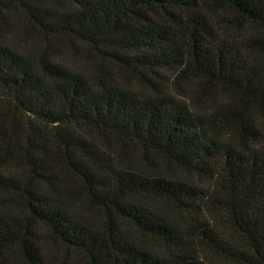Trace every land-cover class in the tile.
<instances>
[{"label":"trees","instance_id":"trees-1","mask_svg":"<svg viewBox=\"0 0 264 264\" xmlns=\"http://www.w3.org/2000/svg\"><path fill=\"white\" fill-rule=\"evenodd\" d=\"M0 264H264V0H0Z\"/></svg>","mask_w":264,"mask_h":264},{"label":"rangeland","instance_id":"rangeland-1","mask_svg":"<svg viewBox=\"0 0 264 264\" xmlns=\"http://www.w3.org/2000/svg\"><path fill=\"white\" fill-rule=\"evenodd\" d=\"M29 43H31V41L28 40ZM32 44V43H31ZM59 48V47H58ZM55 50V52H51V54L54 56V59L57 61V62H60V63H63V64H66V65H75V66H83V65H86L87 64V61L78 57H71L69 56L68 54H66V51L60 47L59 49H53Z\"/></svg>","mask_w":264,"mask_h":264}]
</instances>
